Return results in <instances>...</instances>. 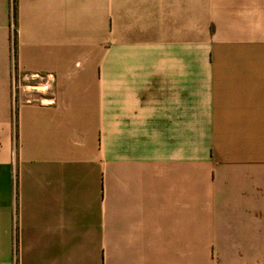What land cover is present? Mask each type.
I'll return each instance as SVG.
<instances>
[{
	"label": "crops",
	"instance_id": "0c3cea01",
	"mask_svg": "<svg viewBox=\"0 0 264 264\" xmlns=\"http://www.w3.org/2000/svg\"><path fill=\"white\" fill-rule=\"evenodd\" d=\"M16 222L19 264H264V0H0V264Z\"/></svg>",
	"mask_w": 264,
	"mask_h": 264
},
{
	"label": "built area",
	"instance_id": "2783aa9c",
	"mask_svg": "<svg viewBox=\"0 0 264 264\" xmlns=\"http://www.w3.org/2000/svg\"><path fill=\"white\" fill-rule=\"evenodd\" d=\"M13 41L15 42L16 41V25L14 24L13 25ZM14 49H15V46H13ZM17 215H16V219H17ZM15 249H14V260H15V263L14 264H19V261H20V257H19V241H18V231H17V222L15 224Z\"/></svg>",
	"mask_w": 264,
	"mask_h": 264
},
{
	"label": "rangeland",
	"instance_id": "374dc122",
	"mask_svg": "<svg viewBox=\"0 0 264 264\" xmlns=\"http://www.w3.org/2000/svg\"><path fill=\"white\" fill-rule=\"evenodd\" d=\"M25 80H22V79H20V78H17L16 79V85H15V88H16V92L17 93H19V91H21V90H23V86H24V84H25ZM30 91L32 90V89H30V88H28ZM32 92H37L36 90H32Z\"/></svg>",
	"mask_w": 264,
	"mask_h": 264
}]
</instances>
